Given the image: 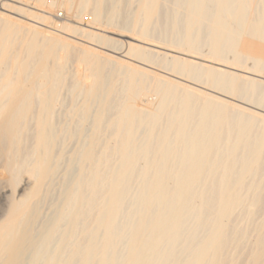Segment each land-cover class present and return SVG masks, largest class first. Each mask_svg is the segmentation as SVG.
I'll list each match as a JSON object with an SVG mask.
<instances>
[{"label": "bare ground", "instance_id": "bare-ground-1", "mask_svg": "<svg viewBox=\"0 0 264 264\" xmlns=\"http://www.w3.org/2000/svg\"><path fill=\"white\" fill-rule=\"evenodd\" d=\"M127 1L0 0V264H264V0Z\"/></svg>", "mask_w": 264, "mask_h": 264}, {"label": "rangeland", "instance_id": "rangeland-1", "mask_svg": "<svg viewBox=\"0 0 264 264\" xmlns=\"http://www.w3.org/2000/svg\"><path fill=\"white\" fill-rule=\"evenodd\" d=\"M121 1V2H120ZM119 2H120V4L121 5H123L124 4V2L125 3H128V1L127 0H119ZM130 4H131V2H129ZM133 4V3H132ZM132 4L131 5H125L123 8H122V6L120 7V9H119V11H120V17H119V13L117 14V18H118V20H117V22L119 23L120 21L121 22H125L124 23V25L125 24H130V22L131 21H133V18L131 19V17H133V16H131V15H133V12H134V7L132 6ZM133 7V8H132ZM108 8V10H109V7H107ZM131 9H133L132 11L133 12H131ZM86 12V11H85ZM84 12V13H85ZM41 13H43V14H45V15H47V16H50L51 17V19L52 20H54V21H56V22H58V23H62L63 21H68V22H70V23H74L75 21H74V19L76 18H74V16H71V17H73V18H71L70 16H67L66 15V12L64 11V9H62V8H56L55 10H53V11H50V12H41ZM83 13V14H84ZM89 13V12H88ZM11 16H14V17H18V18H22V17H20V16H18V15H15V14H13V13H9ZM66 16V18H64ZM91 15H90V13L89 14H84L83 16H82V18H88V17H90ZM116 18V19H117ZM70 19V20H69ZM71 19H73L72 21H71ZM22 20H24L25 22L27 21V19L26 18H24V19H22ZM36 20V19H35ZM84 20V19H83ZM88 21L90 20L91 21V17L90 18H88L87 19ZM32 22V23H36L38 26H43L42 28H44L45 27V23H43V21H42V23H40L39 21H36V22H34V21H31V20H28L27 22ZM74 21V22H73ZM76 21H77V18H76ZM29 22V23H30ZM47 24V23H46ZM121 24H123V23H121ZM126 25V26H127ZM46 29L48 28V30H50V31H53L55 34L57 33V34H60V35H65L64 33H61V32H59V31H57V30H54V29H52V28H49V27H45ZM106 34H108L109 36H113V37H117V38H121V39H124V40H127V38H125V37H118L117 35H115V34H113V33H111V32H106ZM52 35V34H51ZM54 36V35H53ZM66 36V35H65ZM68 36V35H67ZM66 36V37H67ZM75 36V35H74ZM74 36H68L71 40H74V41H76V42H81V43H84V44H88V45H90V43H86V41H83V40H81V39H79V37H77L76 38V36L74 37ZM70 40V41H71ZM72 42V41H71ZM74 43V42H73ZM91 46H94V45H91ZM94 47H97V46H94ZM99 50H103V52L105 51L106 53H112V54H114L115 56H120V54L119 53H113V52H110V50H107V49H104V48H99ZM136 64H139L140 65V63H138V62H135ZM74 63H72L71 65H72V67L75 65V68H77V65L76 64H74ZM72 67H70V65H69V67H68V70H69V68H71V71L73 70V68ZM74 68V69H75ZM76 70V69H75ZM74 70V71H75ZM70 72V71H69ZM71 73V72H70ZM70 79V78H69ZM69 79L67 80L68 82H66V86L68 87H64V89L65 88H67V90L69 89V86H70V89H71V85H72V80H70V83H69ZM63 89V90H64ZM69 89V90H70ZM66 90V89H65ZM65 95H67L68 97H70L71 98V96H69L70 95V93H67V92H62L61 93V99L63 98V101H64V97H65ZM67 98V97H66ZM70 98H67L68 100L70 99ZM67 99H65V101H64V103L61 101V104H64V105H59V107L62 109V107H64V109L67 111V108H68V104L66 103L67 101ZM76 100V99H75ZM77 100H80V101H78L79 103L81 102V97H80V99H79V97H78V99ZM76 100V101H77ZM70 102H69V105H70V103H71V100H69ZM78 102H76V103H78ZM78 103V104H79ZM67 104V105H66ZM97 104V103H96ZM95 104V102L92 104V107H94L93 105H95V107H97V105ZM67 106V107H66ZM57 108V109H60V108ZM66 107V108H65ZM56 109V110H57ZM60 109V110H61ZM64 109H63V111H64ZM60 110H57L56 111V115H55V122L57 123V122H59L60 124L59 125H57L58 127H61V126H65L66 128H68V126L70 127V128H72V126H73V124L71 123V122H73L74 123V119H72L71 120V118H69L70 119V122H67V124H68V126L66 125V123H65V120L68 118H66V116H64V114H65V111L62 113L63 114V117L65 118V119H61L60 117V119H57L58 118V114L60 113L61 114V112H60ZM59 111V112H58ZM62 111V110H61ZM59 114V116H61ZM58 120V121H57ZM61 120H62V123H61ZM64 121V122H63ZM67 121H69V120H67ZM76 121V120H75ZM90 122V121H89ZM77 121H76V124L74 123V125H75V127H76V125H77ZM86 123L87 124H89L88 123V120L85 122V124L82 126V129H83V133H82V135H79L80 136V138H79V136H76L75 138L77 139H75V138H72V136L71 137H69V135H67L69 138H72V139H68V138H66L67 136H66V133H64V134H61V136H62V138H61V136H60V138H61V141H64L65 139V141H67V143L65 144V143H63V142H58V140H57V142H58V144H56V147H55V149H59L60 150V152L61 151H63V154H64V158H62V155H61V163H58V165L57 166H59V170L58 169H56L55 171H54V174H55V178L53 179V178H51V182H50V184H49V188H47V191L49 190L50 192V194L49 193H47V195H49V197L47 198L46 196L44 197V201H42L41 200V202H40V204L42 203V202H44V203H42L41 204V206H42V208L40 207V206H38L39 208H41V210L39 211L38 210V215L40 216L39 217V221H38V219H36L37 221L36 222H39V223H37L38 225L36 226L37 227V232L35 231L36 230V228L34 227V236L35 235H38L39 233H40V231H41V229H42V231L44 232V230H45V228H47L46 226H49V225H47V224H50V219H52V218H54V216H55V211L56 210H58V207H57V205L60 203V200H61V197H63V192L62 191H65V187L67 186V187H69L70 186V183H72L73 181V179H75V176H76V173H77V168L79 167V160H77L76 158H77V154L79 153V147L81 148L83 145H85V143H86V139L87 138H85V137H87L86 136V133L87 134H89V132H90V130H91V128L89 127V126H87L86 125ZM58 124V123H57ZM71 124V125H70ZM90 126H91V124H90ZM74 126H73V131L72 132H75L74 130V128H75ZM85 129H86V133H84V131H85ZM67 131H70V129L68 128V130ZM70 131V132H71ZM88 131V132H87ZM71 132V133H72ZM83 134H85V142H83V137H82V139H81V136H84ZM75 136V135H74ZM65 139H64V138ZM59 138V139H60ZM70 140L69 142H68V140ZM71 140H75V141H71ZM80 142H79V141ZM79 142V143H76V142ZM61 144V146H59L60 144ZM79 144V145H78ZM63 145H64V148H63ZM78 145V146H77ZM61 149H63V150H61ZM74 149L76 150V153H74L75 151H74ZM59 150L57 151L58 153H56V154H59L60 152H59ZM78 150V151H77ZM61 154V153H60ZM59 154V155H60ZM74 154V155H73ZM76 154V155H75ZM76 156V157H75ZM79 156V155H78ZM60 159V158H59ZM59 159L57 160V162H60L59 161ZM78 159H79V157H78ZM60 164V165H59ZM53 174V175H54ZM2 175L0 174V182H1V177ZM26 177H23V181H21L22 183V186L24 185V186H26V183L27 182H25V179ZM25 179V180H24ZM53 179V180H52ZM23 182H24V184H23ZM1 184V183H0ZM0 188H1V186H0ZM1 191V190H0ZM61 192H62V195H61ZM7 193V192H6ZM8 194V193H7ZM2 197V196H1ZM0 197V218H2L3 217V215H4V212H3V210L6 208V204L4 203L5 202V197L6 196H4L3 195V197H4V199H2ZM45 198H47L46 200H45ZM63 199V198H62ZM3 202H2V201ZM62 201V200H61ZM62 203V202H61ZM3 204H5V205H3ZM39 204V205H40ZM3 205V206H2ZM4 208V209H3ZM55 208H57V209H55ZM60 208V207H59ZM3 209V210H2ZM54 209H55V211H54ZM2 210V211H1ZM5 211V210H4ZM54 213V214H53ZM53 216V217H52ZM46 221H47V224H46ZM45 222V225L46 226H44V227H42V228H40V226H42V223H44ZM36 224V223H35ZM35 224H34V226H35ZM43 228H44V230H43ZM43 232H41V235L43 234ZM37 233V234H36ZM39 236V235H38ZM38 236H35V237H37L38 238ZM34 237V238H35ZM41 237V236H40ZM37 238H35V240H37ZM39 240V239H38ZM37 240V241H38ZM55 242V241H54ZM37 247V246H36ZM35 247V248H36ZM27 250H29V249H27ZM26 250V251H27ZM34 250H36V249H31V250H29L30 252H25L26 254H32L33 253V251ZM25 253H23L22 254V256H21V260H24V261H19L20 263L21 262H23V263H21V264H31L32 262H31V259H30V261L28 260L29 258L28 257H33L32 255H27L28 257H25ZM33 255L35 256L36 254H34L33 253ZM24 257H25V259H24ZM36 257V256H35ZM28 258V259H27ZM35 259V258H34ZM37 260H39V259H37L36 258V262H37ZM41 260V259H40ZM38 261L37 263H35V262H33L34 264H43V262L42 263H39V262H41V261ZM33 261V260H32ZM43 261V260H42ZM29 262H31V263H29ZM20 263H18V264H20ZM32 263V264H33Z\"/></svg>", "mask_w": 264, "mask_h": 264}]
</instances>
